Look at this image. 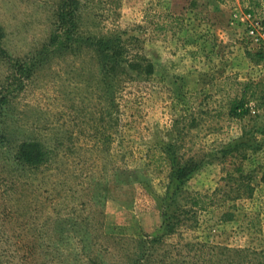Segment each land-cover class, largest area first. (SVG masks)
<instances>
[{"label": "rangeland", "instance_id": "rangeland-1", "mask_svg": "<svg viewBox=\"0 0 264 264\" xmlns=\"http://www.w3.org/2000/svg\"><path fill=\"white\" fill-rule=\"evenodd\" d=\"M62 3L0 0V254L124 264L178 205L193 213L167 246H204L187 264H264V0H80L77 26ZM111 35L155 66L114 101L91 49ZM22 140L51 163L12 165ZM162 153L195 163L173 201Z\"/></svg>", "mask_w": 264, "mask_h": 264}, {"label": "trees", "instance_id": "trees-1", "mask_svg": "<svg viewBox=\"0 0 264 264\" xmlns=\"http://www.w3.org/2000/svg\"><path fill=\"white\" fill-rule=\"evenodd\" d=\"M80 0H63L62 9L58 11V19L64 22H71L73 26H77V14L74 11H68L70 8L77 6ZM56 15V14H55ZM69 18V19H68ZM56 38H53L54 43ZM1 40V39H0ZM46 46L45 48H47ZM91 49L96 57V62L99 66L100 73H102V82H106L105 88L109 93L112 101H114V95L120 83L124 81L134 80L136 76L149 77L155 73V66L147 58H142L140 55H134L128 57L127 45L121 37H115V35L106 36L101 39H96L91 44ZM7 52L3 49L0 41V56L6 55ZM133 73L137 75L134 76ZM250 89L251 85L245 86ZM255 95V93H253ZM246 97L243 95L240 98L233 99L230 103L229 115L233 118L243 117L247 111L244 108ZM6 101L3 99L0 101V123L2 125V118L6 116ZM0 125V126H1ZM5 136V137H4ZM3 139V140H2ZM8 139L6 135L1 137L2 142ZM52 156L49 151L46 150L44 144L40 141H20L15 147V153L9 159L12 161V165L21 169L39 170L42 167L48 166L52 161ZM159 160L168 164L171 170L168 174L167 182V196L173 201L175 195H177L181 189L182 183L190 176L192 172V166L195 164L194 159H184L173 157L170 154L162 153ZM198 203H194V207ZM193 213L192 210L176 206L174 210L165 213L164 223L160 229V232L150 239L132 238L135 246L133 249L127 250L126 261L124 264H187V256L189 257L190 247H194L196 251V257H200V247L203 245L196 243L195 246L192 243H183L178 241L170 246H167V238L176 234L180 227L186 226L189 221L188 215ZM244 252V251H241ZM264 255V251L256 253V255ZM35 253H29L28 258L30 260L22 259L20 264H46V262H40V257L35 256ZM4 257V258H3ZM15 261L0 254V264H17ZM136 262V263H135Z\"/></svg>", "mask_w": 264, "mask_h": 264}]
</instances>
